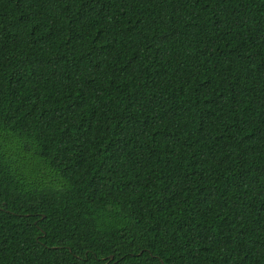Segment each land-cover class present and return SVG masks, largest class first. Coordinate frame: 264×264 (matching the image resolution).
Returning a JSON list of instances; mask_svg holds the SVG:
<instances>
[{"label":"trees","instance_id":"1","mask_svg":"<svg viewBox=\"0 0 264 264\" xmlns=\"http://www.w3.org/2000/svg\"><path fill=\"white\" fill-rule=\"evenodd\" d=\"M0 264H264V0H0Z\"/></svg>","mask_w":264,"mask_h":264},{"label":"water","instance_id":"2","mask_svg":"<svg viewBox=\"0 0 264 264\" xmlns=\"http://www.w3.org/2000/svg\"><path fill=\"white\" fill-rule=\"evenodd\" d=\"M114 256L112 255V258H113Z\"/></svg>","mask_w":264,"mask_h":264}]
</instances>
